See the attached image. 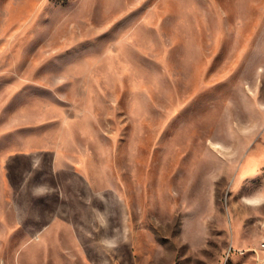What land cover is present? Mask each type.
<instances>
[{"label":"rangeland","instance_id":"1","mask_svg":"<svg viewBox=\"0 0 264 264\" xmlns=\"http://www.w3.org/2000/svg\"><path fill=\"white\" fill-rule=\"evenodd\" d=\"M0 195L25 264H264V0H0Z\"/></svg>","mask_w":264,"mask_h":264},{"label":"crops","instance_id":"2","mask_svg":"<svg viewBox=\"0 0 264 264\" xmlns=\"http://www.w3.org/2000/svg\"><path fill=\"white\" fill-rule=\"evenodd\" d=\"M5 203H8L7 198L0 195V264H25L23 252L39 247V244L27 238L22 224L10 225Z\"/></svg>","mask_w":264,"mask_h":264},{"label":"built area","instance_id":"3","mask_svg":"<svg viewBox=\"0 0 264 264\" xmlns=\"http://www.w3.org/2000/svg\"><path fill=\"white\" fill-rule=\"evenodd\" d=\"M263 246H264V244H263ZM254 251H256L257 252V250L256 249H254ZM241 253H243L242 251H240Z\"/></svg>","mask_w":264,"mask_h":264}]
</instances>
